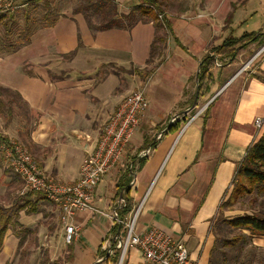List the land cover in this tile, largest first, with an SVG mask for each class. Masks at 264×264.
Instances as JSON below:
<instances>
[{
  "label": "crops",
  "instance_id": "crops-1",
  "mask_svg": "<svg viewBox=\"0 0 264 264\" xmlns=\"http://www.w3.org/2000/svg\"><path fill=\"white\" fill-rule=\"evenodd\" d=\"M123 5L119 4L120 10ZM167 17L166 51L154 66L149 60L161 27L152 20L97 31L77 13L38 25L30 42L0 54V85L17 90L36 117L26 130L3 133L24 144L48 175L63 182L79 178L83 160L95 148L103 125L120 102L141 86L140 80L134 84L123 74L140 79L149 75L145 85L149 106L140 127L123 159L96 186L97 211L76 212L79 234L67 246L63 264H97L104 256V242L121 225L102 212L114 208L127 189L133 210L142 204L138 232L167 231L185 242L193 261L210 264L216 241L210 221L228 197L248 147L264 131V82L252 77L264 71V54L253 59L251 69L236 73L261 45L250 43L232 60L217 58L222 63L213 70L210 90L199 99L196 91L190 94L189 84L211 47L230 35L256 32L243 30L244 26L264 32V0H203L192 13ZM239 29L243 32L236 35ZM203 99L212 102L209 117L205 120L203 114L186 123L193 104ZM258 117L263 120L261 128L255 124ZM159 132L163 136L157 140ZM149 145L153 152L139 157ZM45 205L53 207L59 218L54 203H41ZM133 210L125 215L121 209L120 216L127 218ZM29 217L21 212L20 222L25 224ZM18 246L19 238L9 229L0 264H8ZM123 264L148 263L133 247Z\"/></svg>",
  "mask_w": 264,
  "mask_h": 264
},
{
  "label": "rangeland",
  "instance_id": "rangeland-1",
  "mask_svg": "<svg viewBox=\"0 0 264 264\" xmlns=\"http://www.w3.org/2000/svg\"><path fill=\"white\" fill-rule=\"evenodd\" d=\"M48 1L49 2L47 4L42 1L37 8L32 9L31 11L32 16L37 19V25L43 26L54 22V20L51 21L53 17H57V19H59L63 15H74L75 7L83 0ZM131 1L127 0L126 3L125 0H119L118 2L115 1L118 5L119 12L122 14L129 13L132 6L136 3H131ZM11 2L15 5H21L25 2V0H11ZM160 2L162 3L163 10L165 11V15L167 17L168 15H185L192 13L195 7L197 8L200 3H203V0H160ZM119 4H124L123 8L121 7V10ZM30 7L31 4L29 3L26 4L25 7L15 9V11L11 13L12 17H7V27L4 23H0V54L7 51H4L5 49L2 47L4 45L3 41L12 46H17L24 41V38L20 37V34L25 26V13L30 10ZM77 14L84 16L83 13ZM47 15L49 18L43 19L44 16ZM140 16L141 15H137L138 18H140ZM84 18L86 19L85 16ZM143 19H148V17L143 16ZM92 21L94 23H98L99 19L97 16H93ZM242 29H253L256 32H260V29L257 27L247 28L244 26ZM242 29L237 30L236 35H241L243 32ZM167 31L166 24L162 23L161 30H159V38L156 41L154 52L149 60V62H153L150 64L152 66L158 62L160 54L165 53L166 51L165 49L167 47L168 40L167 36L169 34ZM161 38L164 39V42L161 41ZM262 48L263 45L256 50L255 54ZM262 54H264V51L259 56ZM253 56L241 64L236 73L248 70L249 68L251 69L255 64L252 60ZM111 67H114V69L120 71L121 73L127 71L125 68H119L117 66H108V69H111ZM215 67L217 68L218 66ZM123 75H125V79H132L133 83H137V81L140 80L142 84L139 88L145 87L149 76L148 75L143 79L141 78V80L140 76L137 75L129 76V74L125 73ZM125 79H123L121 85L124 84ZM196 86L197 80L194 76L189 84V92L192 96L196 91ZM0 100H2V105H0L1 134L5 135L3 130H8L10 133H14L19 129L23 131L32 126L36 117L32 114L29 106L17 90L10 88V92H8L4 89H0ZM208 100L209 99H203L196 103L193 112L187 115L188 120H185L186 123L192 118L194 120L198 116L203 115ZM185 124H183L182 128ZM22 188V179L7 166L4 157L0 154V206L3 209H10L11 203L19 195L20 192L18 191H21ZM257 211L264 212V194H246L236 202L232 209L220 211L216 216V219H212L210 221L212 233L216 236L213 250L214 253H212L211 256L212 264H216L220 261H223L225 264H264V237L253 236L249 231H242L240 228L231 226L228 222L230 219ZM22 212L27 214L25 211ZM28 215L31 217H29V220L25 221V224L20 222L22 226H15V230L19 232L22 237L20 238L21 242L19 239V246L8 264H63L65 261V254L68 250L67 246L70 243L66 242L65 234L61 230V223L53 207H49V205H39L38 213ZM12 231L14 232V230ZM236 236H241L242 238L241 240H236L237 242L232 244L231 240H233ZM118 259L119 257L117 260Z\"/></svg>",
  "mask_w": 264,
  "mask_h": 264
},
{
  "label": "built area",
  "instance_id": "built-area-1",
  "mask_svg": "<svg viewBox=\"0 0 264 264\" xmlns=\"http://www.w3.org/2000/svg\"><path fill=\"white\" fill-rule=\"evenodd\" d=\"M11 0H0V15L9 14L22 7ZM164 13H158V19L165 24ZM264 51L260 49L252 58ZM221 61L216 59V66ZM149 106L145 87L130 92L117 106L116 110L103 125L97 144L83 160L80 176L74 182H63L48 175L39 165L28 148L14 139L0 137V154L5 163L23 181L20 194L35 191L44 194L59 210V220L65 226L66 242L72 243L79 234V228L74 223L77 211L94 208V191L103 177L119 163L131 142L132 137L140 127V119ZM174 117L171 121H174ZM193 118L190 120L192 121ZM262 118L258 117L255 124L262 126ZM162 132L156 135L159 140ZM153 152V145L141 150L139 157H148ZM126 205L124 197L118 198L116 205L110 211L102 213L112 221L121 225L118 234L107 238L104 250L109 256L119 252L118 264H123L130 248L139 249L148 264H199L191 259L185 242L173 234L160 228H151L144 232L136 230V222L142 204L136 207L127 218L120 216V210ZM104 260L98 259L97 264Z\"/></svg>",
  "mask_w": 264,
  "mask_h": 264
},
{
  "label": "trees",
  "instance_id": "trees-1",
  "mask_svg": "<svg viewBox=\"0 0 264 264\" xmlns=\"http://www.w3.org/2000/svg\"><path fill=\"white\" fill-rule=\"evenodd\" d=\"M42 1H44L45 4L49 2L48 0L25 1V3H30L31 7L29 8L30 10L25 13V26L20 34V37H23L24 41L17 46L9 45L3 41L4 45L2 47L5 49L4 51L15 50L20 45L30 42L32 34L38 27L37 19L32 16L31 11L32 9L37 8ZM74 13H83L87 19L89 27L92 30L102 31L111 28H130L139 20H144L143 16H147L148 19L152 20L159 28L161 27L162 22H160L158 19V13L165 14V11L163 10L160 0H138L137 3L131 8L130 12L126 14L119 12L118 5L114 0H83L75 7ZM11 15V13L0 15V23H4L7 27V17ZM137 15H141L140 18H138ZM93 16L98 17V23H94L92 21ZM47 18H49L48 15L44 16L43 19ZM56 19L57 17H53L51 21H55ZM165 24L166 28L170 27L167 17H165ZM158 38L159 37H156L152 45V54L154 52ZM161 41L164 42V39L161 38ZM253 42H258L259 45H263L264 32H247L240 37L230 35L225 38L221 44L210 48L208 53H206V55L203 57L199 66L198 81L196 86L198 99L204 96L210 90V87L214 81L213 70L216 66V59L218 58L223 62L225 59L232 60L237 56L240 49L245 48L247 45ZM252 77L264 82V71L261 70L256 74H252ZM0 89L10 92V88L7 87L0 86ZM211 103L208 104V106L205 108V112L203 113L205 120L210 115ZM0 105H2V100H0ZM0 137L3 139H8L7 136L1 133ZM18 192H20V190ZM246 194H264V131L261 133L260 137L248 147L243 160L239 163L232 180V189L226 200L220 204L218 213L225 209H232L236 202ZM123 197L126 201V205L123 207V212L125 215H127L133 210L134 207L133 198L129 189L124 192ZM41 203L46 204L52 202L48 200L47 197L42 193L29 191L25 194L19 193V195L11 203L10 209H3L0 206V251L3 248L5 234L9 229L14 230V234L19 239L22 237V235L15 230V226L21 225L20 213L22 211H25L27 214L38 213L39 205H41ZM228 222L235 228H240L242 231H249L253 236L264 237L263 211L246 213L242 216L230 219ZM241 238V236H236L233 238V240H231V243L234 244L238 240H241ZM212 253L214 252L212 251ZM118 257L119 252L113 256H109L105 251L103 261L105 264H116L118 262ZM210 264H212V261H210Z\"/></svg>",
  "mask_w": 264,
  "mask_h": 264
},
{
  "label": "water",
  "instance_id": "water-1",
  "mask_svg": "<svg viewBox=\"0 0 264 264\" xmlns=\"http://www.w3.org/2000/svg\"><path fill=\"white\" fill-rule=\"evenodd\" d=\"M198 73H199V70H198ZM198 73H197V75H196V80L198 81ZM196 97H197V95H196ZM195 104H196V102L193 104V106L192 107H194L195 106ZM209 104V102L206 104V106ZM205 106V107H206ZM192 107H190L189 109H191Z\"/></svg>",
  "mask_w": 264,
  "mask_h": 264
}]
</instances>
